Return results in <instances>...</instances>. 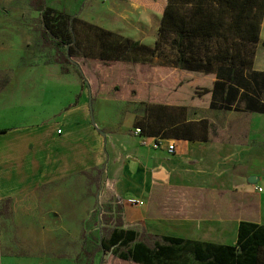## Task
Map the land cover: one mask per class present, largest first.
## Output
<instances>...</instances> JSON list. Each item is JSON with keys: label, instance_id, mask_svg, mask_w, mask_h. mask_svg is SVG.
<instances>
[{"label": "crops", "instance_id": "1", "mask_svg": "<svg viewBox=\"0 0 264 264\" xmlns=\"http://www.w3.org/2000/svg\"><path fill=\"white\" fill-rule=\"evenodd\" d=\"M131 1L138 11L143 1ZM17 59L0 49V264H78L70 243L94 212L109 217L106 239L115 228L168 246L165 264L232 263L241 222L264 227V113L234 106L251 118L235 141L137 135L135 105L107 95L110 85L92 100L76 66ZM253 71L264 73V21ZM93 170L104 177L94 209L77 193ZM100 254L97 264H146Z\"/></svg>", "mask_w": 264, "mask_h": 264}, {"label": "trees", "instance_id": "2", "mask_svg": "<svg viewBox=\"0 0 264 264\" xmlns=\"http://www.w3.org/2000/svg\"><path fill=\"white\" fill-rule=\"evenodd\" d=\"M140 1H143V8H154L159 13L164 3V0ZM147 1L150 3L146 5ZM30 6L43 14L47 27L43 37L48 39L46 32L50 27L47 16L53 17L54 10L46 8L45 0H31ZM263 21L264 0H167L154 46L128 40L130 47L126 55L132 54L135 49H142L143 53L125 60L121 57L110 61L88 58L76 60L72 55L71 38L67 35L62 38L52 35L59 46L69 45L59 62L71 65L72 61L77 63V70L91 89L92 100L104 93L100 85H108L111 79L115 81L113 89L118 91L115 99L119 101L145 104L150 97L153 103L164 97H182L180 118L165 128L182 130L183 135L154 133L148 126L140 127L141 133L175 139H197L191 136L194 126L204 125L203 129H207L209 124L206 121L187 122L185 117L190 109L233 111L234 106L235 110H240L241 104H244L245 111L264 113V73L253 71ZM107 33L117 36L115 32ZM166 47L171 51V56L166 52ZM156 58L162 60L160 68L172 71H169L170 75L166 73L165 79L147 78L144 75L136 77L125 67L123 71L117 69L123 61L142 67L153 64ZM114 70L117 75H113ZM148 80H152V86H149ZM117 223L119 225L121 221ZM165 241L179 245L185 242L179 238H165ZM135 242L134 248L127 250ZM167 248L158 244L157 249L152 250L144 240L137 241L135 232L115 228L110 230L107 239L103 235L101 243L104 252L112 251L119 258L146 264H165L163 261L168 257ZM227 250L232 252L233 262L223 256L216 260L217 264H264V227L242 221L238 246ZM199 261L202 264L207 259L200 257Z\"/></svg>", "mask_w": 264, "mask_h": 264}, {"label": "rangeland", "instance_id": "3", "mask_svg": "<svg viewBox=\"0 0 264 264\" xmlns=\"http://www.w3.org/2000/svg\"><path fill=\"white\" fill-rule=\"evenodd\" d=\"M105 1L107 0H45L46 8L53 9L55 15L53 17L48 15L49 18L47 16L50 30L46 32L48 39H44L43 33L47 30L46 23L43 14L30 6L31 0H0V49L18 58L17 62L20 64L36 65L58 61L67 52L69 45L59 46L52 34L60 38L64 35L71 38L72 55L75 59L110 61L121 57L125 60L141 55L142 49H135L132 54L126 55L130 47L128 40L134 41L136 33H141V45L153 46L148 41L157 40L164 12L161 15L154 8H143L142 3L139 4L140 9L137 11L133 8L135 6L131 0ZM127 14L130 17L125 20ZM105 28H113L117 36L107 35V32L112 31ZM166 52L171 56V51L167 47ZM161 61L156 58L153 64H145L142 67L123 61L117 69L124 70L125 67V70H130V74L136 77L144 75L147 78L152 76L154 79L159 77L165 79L166 73L170 75L171 70L160 68ZM71 66L75 67L74 64ZM114 72L113 75H117L116 70ZM132 78L135 77L132 76ZM149 81V86H152V80ZM114 82L112 79L109 81L111 92L107 95L115 97L118 91L113 89ZM181 99L182 97H164L157 103L156 101L153 103L150 97L145 104L128 102L136 108L135 127L148 126L151 132L166 136L183 135L182 130L175 131L165 128L167 124H172L180 118ZM200 116L202 117L199 119ZM185 119L187 122L189 120L191 122L206 121L209 124L207 129H203L204 125L201 127L195 125L192 137L222 141L239 139L244 134V127L251 121L247 113L236 115L231 110L222 111L210 108L190 109ZM77 180L80 182L77 193H81L85 200L93 203L91 206L94 209L101 184L104 181L103 175L99 170H93L89 174H83ZM94 213L93 218L82 223L79 239L70 243L73 252L80 253L77 259L78 264H97L96 259L101 255L102 237L106 233L109 217L104 214L102 218L97 219L96 212Z\"/></svg>", "mask_w": 264, "mask_h": 264}, {"label": "built area", "instance_id": "4", "mask_svg": "<svg viewBox=\"0 0 264 264\" xmlns=\"http://www.w3.org/2000/svg\"><path fill=\"white\" fill-rule=\"evenodd\" d=\"M141 131L142 130L139 128V129H137L134 132H135V134L139 135V134H141ZM175 149H176L175 144H172V145H169L168 151L170 153H174L175 152ZM258 190L262 192L261 187H259ZM128 202L131 203L132 206H143L144 205V202H142V201H132V200H129Z\"/></svg>", "mask_w": 264, "mask_h": 264}, {"label": "water", "instance_id": "5", "mask_svg": "<svg viewBox=\"0 0 264 264\" xmlns=\"http://www.w3.org/2000/svg\"><path fill=\"white\" fill-rule=\"evenodd\" d=\"M67 50H68V49H67ZM72 63H75V66H76L77 68H79V67L77 66V63H76V62L72 61ZM88 90H89L90 96H92V94H91V89H90L89 86H88Z\"/></svg>", "mask_w": 264, "mask_h": 264}]
</instances>
